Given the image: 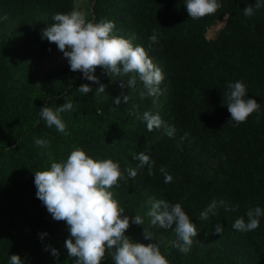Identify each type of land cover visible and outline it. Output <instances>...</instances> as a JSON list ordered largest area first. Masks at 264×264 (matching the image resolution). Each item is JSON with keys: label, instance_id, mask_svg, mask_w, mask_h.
<instances>
[{"label": "trees", "instance_id": "16d2710c", "mask_svg": "<svg viewBox=\"0 0 264 264\" xmlns=\"http://www.w3.org/2000/svg\"><path fill=\"white\" fill-rule=\"evenodd\" d=\"M255 2L219 0L215 14L194 20L186 0H85L87 21L114 22L113 34L144 47L162 70L161 93L153 98L138 78L134 88H122L120 76L97 67L94 83L56 61L66 57L42 33L54 14L76 10V0H0V264H9L11 254L24 264H75L65 247L68 226L52 218L34 183V172L66 160L74 148L118 162L125 177L139 164L133 153L154 162V175L147 166L137 168L135 179L109 189L126 215L144 220L126 231L132 242L157 243L169 264H264V215L253 231L232 226L242 216L247 221L248 209L264 210V7L255 9ZM247 6L254 7L251 17L243 14ZM219 20L222 27L208 38L207 29ZM154 29L158 42L150 45ZM238 80L246 85L245 99H256L260 109L237 125L226 104L227 85ZM82 84L93 91L80 93ZM100 84L105 92L97 95ZM69 101L73 109L60 114L70 133L64 135L47 126L40 110ZM145 111L175 127L174 137L163 128L149 132ZM37 138L48 146L38 147ZM161 167L172 182L165 183ZM154 200L180 203L196 224L198 235L187 254L175 246L173 229L151 224ZM213 200L239 207L227 211L218 204L214 215L200 220ZM217 223L222 234L214 233ZM145 228L154 241L145 238ZM101 264L115 262L106 253Z\"/></svg>", "mask_w": 264, "mask_h": 264}, {"label": "clouds", "instance_id": "9594fccd", "mask_svg": "<svg viewBox=\"0 0 264 264\" xmlns=\"http://www.w3.org/2000/svg\"><path fill=\"white\" fill-rule=\"evenodd\" d=\"M186 9L192 19H201L215 14L221 7L219 0H186ZM255 9L264 7V0H256ZM253 6L243 10L246 17L255 14ZM54 23L43 30L42 36L49 42L55 43L68 59L73 72L83 73L84 78L99 83V78L93 73L101 67L111 77H121V87L134 88L137 78L143 83L150 97H158L161 93L160 85L164 80L162 70L154 64L142 46H133L128 39L113 34L115 24L112 21L90 22L84 14L73 10L68 13H56L52 17ZM150 45L157 43L155 29L149 37ZM131 74V75H130ZM129 76L127 80L123 77ZM227 108L231 121L237 125L247 121L254 112H258L260 105L254 98H247L246 85L236 81L227 85ZM78 91L84 95L93 90L89 84H82ZM105 92V85L100 84L95 94ZM141 95H144L142 93ZM127 103L128 95L122 96ZM155 102V100H154ZM119 105L121 97L114 99ZM71 101L65 102L55 109L44 105L40 110V117L49 128L55 127L64 135H70L66 124L61 119V113L71 111ZM149 132L163 128L168 137H174L176 129L168 126L159 114L145 111L142 117ZM188 133H185L186 138ZM34 143L38 147H47L48 140L37 138ZM133 158L139 161L137 168L148 167V174L154 175L150 156L140 152L133 153ZM137 168H128L127 177L135 179ZM164 174L165 183H170L173 177L164 167L160 168ZM36 196L40 199L52 218L64 221L68 226L70 237L65 241L68 256L75 258V264H101L106 253H109L115 264H169V261L159 250L157 243H134L125 234L132 223L143 225L141 216H128L120 206L114 194L109 189L119 185L121 180L127 179L121 171L118 162L112 159L97 160L89 156L84 150L74 148L66 160L53 161L49 168L34 172ZM151 208L148 215L151 224L163 229H173L177 241L175 246L182 253L187 254L198 235L196 224L183 210L180 203H169L166 200L150 201ZM220 206L227 211L238 210L225 201L213 200L209 206L200 212L199 219L206 221L210 214ZM264 210L260 207L248 209L247 221L242 216L235 220L233 228L243 232H250L260 225V217ZM222 225L214 226V233L222 234ZM145 238L154 241L152 232L145 228ZM50 247V246H49ZM51 253L58 258L59 252L51 248ZM9 264H24L18 254H11Z\"/></svg>", "mask_w": 264, "mask_h": 264}, {"label": "rangeland", "instance_id": "374dc122", "mask_svg": "<svg viewBox=\"0 0 264 264\" xmlns=\"http://www.w3.org/2000/svg\"><path fill=\"white\" fill-rule=\"evenodd\" d=\"M84 4H85V0H76V11H79L83 14ZM223 22H224L223 20H219L215 24L211 25L206 31V36L208 38L214 37L217 31L222 27ZM56 61L69 64L67 58H57Z\"/></svg>", "mask_w": 264, "mask_h": 264}]
</instances>
